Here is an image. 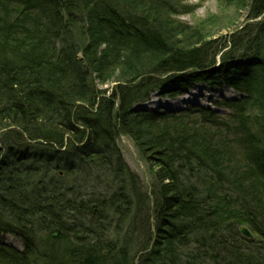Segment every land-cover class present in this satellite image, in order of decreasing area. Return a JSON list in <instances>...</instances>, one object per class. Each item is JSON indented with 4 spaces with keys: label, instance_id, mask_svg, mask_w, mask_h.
Returning a JSON list of instances; mask_svg holds the SVG:
<instances>
[{
    "label": "trees",
    "instance_id": "1",
    "mask_svg": "<svg viewBox=\"0 0 264 264\" xmlns=\"http://www.w3.org/2000/svg\"><path fill=\"white\" fill-rule=\"evenodd\" d=\"M182 1L0 0V264H264V0L219 61ZM197 83L239 98L142 109ZM120 135L154 169L141 232Z\"/></svg>",
    "mask_w": 264,
    "mask_h": 264
},
{
    "label": "rangeland",
    "instance_id": "2",
    "mask_svg": "<svg viewBox=\"0 0 264 264\" xmlns=\"http://www.w3.org/2000/svg\"><path fill=\"white\" fill-rule=\"evenodd\" d=\"M182 2L181 9L179 8L177 13L172 16L176 24H208L211 26L208 30H213V33L208 36L207 39L224 37L226 46L215 54L217 61H219L221 53L229 49V45L226 43L228 41V36L242 25L251 23L250 20H246L250 0H183ZM98 88L104 91L106 95H109L112 84L98 86ZM194 88L197 93L193 98H190V104L188 101H181L179 96L174 98L160 97L155 93L150 96L149 101L142 105V109L148 111L185 109L194 102H197L201 106L212 108L214 112L224 118L228 110L224 107L220 108L216 103L222 99L235 100L239 98L236 92L224 87L217 88L211 87L206 83H197ZM249 112H251L253 118L255 114H257L255 110ZM262 121V118L258 117L254 120L252 125L254 127H260ZM115 143L129 174L134 179V182L136 181V185L133 186L140 196L139 203H136V208L139 212H136L138 214V228L139 226L141 227L139 228L141 232L142 227L149 219L147 214L144 216L142 215V211L145 213L148 207L150 208L149 203H152L153 200L154 169L149 166L145 157L127 136H118ZM244 228L248 230L246 227ZM248 232L250 231L248 230ZM240 235L244 237L242 234ZM1 243L20 249V241L11 235L6 236L0 234V244ZM188 251H190V249H188Z\"/></svg>",
    "mask_w": 264,
    "mask_h": 264
},
{
    "label": "bare ground",
    "instance_id": "3",
    "mask_svg": "<svg viewBox=\"0 0 264 264\" xmlns=\"http://www.w3.org/2000/svg\"><path fill=\"white\" fill-rule=\"evenodd\" d=\"M196 90H191L190 92H186V94H182L180 96L181 101L190 100V98H193V96L196 94Z\"/></svg>",
    "mask_w": 264,
    "mask_h": 264
},
{
    "label": "water",
    "instance_id": "4",
    "mask_svg": "<svg viewBox=\"0 0 264 264\" xmlns=\"http://www.w3.org/2000/svg\"><path fill=\"white\" fill-rule=\"evenodd\" d=\"M239 232L246 238H250L251 234L245 228H240Z\"/></svg>",
    "mask_w": 264,
    "mask_h": 264
}]
</instances>
